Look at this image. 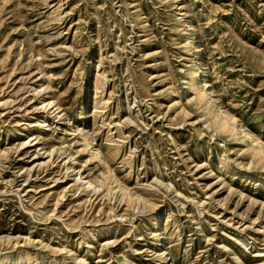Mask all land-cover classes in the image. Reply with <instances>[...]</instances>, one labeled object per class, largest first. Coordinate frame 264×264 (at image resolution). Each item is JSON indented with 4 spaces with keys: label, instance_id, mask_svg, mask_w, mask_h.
I'll return each mask as SVG.
<instances>
[{
    "label": "rangeland",
    "instance_id": "374dc122",
    "mask_svg": "<svg viewBox=\"0 0 264 264\" xmlns=\"http://www.w3.org/2000/svg\"><path fill=\"white\" fill-rule=\"evenodd\" d=\"M0 264H264V0H0Z\"/></svg>",
    "mask_w": 264,
    "mask_h": 264
},
{
    "label": "bare ground",
    "instance_id": "6f19581e",
    "mask_svg": "<svg viewBox=\"0 0 264 264\" xmlns=\"http://www.w3.org/2000/svg\"><path fill=\"white\" fill-rule=\"evenodd\" d=\"M196 80V79H195ZM197 86L196 88H200L202 86L205 85V81L203 80H196ZM199 84V85H198ZM207 85V84H206ZM193 89V88H192ZM199 93V92H198ZM197 93V95H198ZM202 94V93H201ZM201 96V95H200ZM223 113H225L226 115V120L224 121V123L222 124V129L225 131H229L231 129H233V127H235V122H237L235 119L236 117H234L233 115H231L230 113H227L226 111H223ZM242 130L244 131L245 135H249V133L247 132L246 128H242Z\"/></svg>",
    "mask_w": 264,
    "mask_h": 264
}]
</instances>
